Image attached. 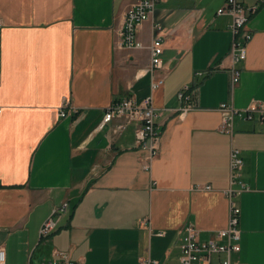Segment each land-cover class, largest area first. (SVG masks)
Wrapping results in <instances>:
<instances>
[{
	"label": "crops",
	"instance_id": "obj_1",
	"mask_svg": "<svg viewBox=\"0 0 264 264\" xmlns=\"http://www.w3.org/2000/svg\"><path fill=\"white\" fill-rule=\"evenodd\" d=\"M138 0H0V242L7 264H42L67 254L77 264H181V229L207 240L230 218L231 155L249 189L241 208L233 264H264V121L237 117L222 130L219 106L264 102V0L246 30L247 58L231 54L226 0H157L138 30L141 47L121 44ZM163 37L164 84L152 92L151 45ZM243 39V32L237 36ZM242 71L234 85L231 70ZM201 73V74H199ZM195 108L181 116L185 87ZM153 95L161 112L157 148L137 145V119L105 109ZM78 114L60 116L65 100ZM155 151V153H154ZM211 185L212 189H205ZM57 229L41 236L55 209ZM165 231L164 236L158 232ZM215 255L213 264H219Z\"/></svg>",
	"mask_w": 264,
	"mask_h": 264
},
{
	"label": "built area",
	"instance_id": "obj_2",
	"mask_svg": "<svg viewBox=\"0 0 264 264\" xmlns=\"http://www.w3.org/2000/svg\"><path fill=\"white\" fill-rule=\"evenodd\" d=\"M157 4V0H138L134 7L127 13L125 24L121 32V44L126 48L141 47L138 39V30L150 19ZM259 3L248 4L247 0H226L225 5L218 10L219 15H230L233 18L231 30L234 34V39L231 43V54L235 63L244 61L247 58L248 43L252 38V34L246 30L247 23L252 14L256 13ZM4 28V22L0 17V84L2 83L1 73V32ZM243 32V39L238 40L237 36ZM152 62L148 69L152 76L151 89L155 93L164 84L165 76L158 74L159 70L163 69L162 55L164 52V39L158 37L151 45ZM233 84L236 85L241 79L242 71L233 67L231 70ZM201 74V73H199ZM190 86H185L179 93V100L185 105L180 109V115H185L188 111L195 108L193 97L187 92ZM68 108H72L74 114H78L76 107H71L69 99L65 100L60 108V116L66 117L71 115ZM219 110L223 115L222 130L231 132L234 120L239 117L244 120H254L256 117L260 121H264V102L258 101L250 105L246 109H237L226 102L219 106ZM2 110L0 109V113ZM161 112L154 104L153 95L146 96L141 102L136 101L133 97H125L112 102L106 109L102 127L110 123L115 118L126 117L128 119H137L139 125L135 130L137 145L146 146L151 144V148L156 149L160 136L161 126L158 124V118ZM155 153V151H154ZM232 161V183H240L242 187L239 189H228L226 194L231 200L230 218L228 226L225 229L215 232L213 238L207 240L200 239L199 229L188 224L181 229V255L179 260L181 264H213L215 255L223 254V259L218 258L219 264H233L232 254L239 253L242 249L241 240L242 232L239 228L241 208L233 201L234 197L248 190L242 181L238 178V171L243 167L244 161L240 151L234 149L231 155ZM205 189L211 190V185H206ZM69 204L65 203L60 209H55L52 216L46 220L41 228V236L48 237L57 229L55 216L61 211L68 208ZM165 231L158 232L159 236H164ZM0 264L6 263V248L0 242ZM42 264H77L72 261L67 254L56 255L51 260ZM145 264H168L162 263L158 259H147Z\"/></svg>",
	"mask_w": 264,
	"mask_h": 264
},
{
	"label": "rangeland",
	"instance_id": "obj_3",
	"mask_svg": "<svg viewBox=\"0 0 264 264\" xmlns=\"http://www.w3.org/2000/svg\"><path fill=\"white\" fill-rule=\"evenodd\" d=\"M30 264V263H29Z\"/></svg>",
	"mask_w": 264,
	"mask_h": 264
}]
</instances>
